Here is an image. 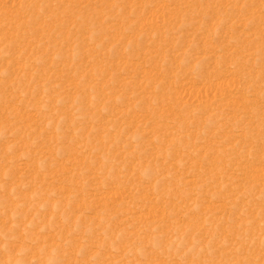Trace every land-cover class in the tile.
<instances>
[{"label":"rangeland","instance_id":"1","mask_svg":"<svg viewBox=\"0 0 264 264\" xmlns=\"http://www.w3.org/2000/svg\"><path fill=\"white\" fill-rule=\"evenodd\" d=\"M0 264H264V0H0Z\"/></svg>","mask_w":264,"mask_h":264}]
</instances>
